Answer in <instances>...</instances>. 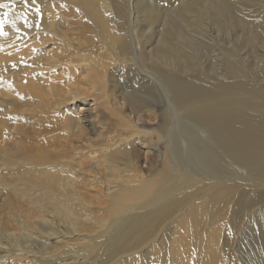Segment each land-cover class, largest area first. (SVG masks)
<instances>
[{"label": "bare ground", "instance_id": "bare-ground-1", "mask_svg": "<svg viewBox=\"0 0 264 264\" xmlns=\"http://www.w3.org/2000/svg\"><path fill=\"white\" fill-rule=\"evenodd\" d=\"M158 1L0 0V264H264V0Z\"/></svg>", "mask_w": 264, "mask_h": 264}, {"label": "rangeland", "instance_id": "rangeland-1", "mask_svg": "<svg viewBox=\"0 0 264 264\" xmlns=\"http://www.w3.org/2000/svg\"><path fill=\"white\" fill-rule=\"evenodd\" d=\"M167 3H166V8H176L181 0H165ZM147 2H152L154 6H160L162 3L158 0H147ZM179 3V4H178ZM178 4V5H177ZM232 45H235L234 43H232ZM47 48H53L52 44L49 42L48 45L46 46ZM151 49V48H150ZM260 51L263 52L264 51V48H260ZM241 54H243V51L241 52ZM203 62V65L204 64H210V61L205 59L203 56H199ZM249 62L250 64H253L254 63V59L249 57ZM129 73V69H125V70H118L116 71V73L114 74V76L111 78V81L113 82L112 84H107L108 88H110V98L113 99V98H116L117 100L121 101L120 99H122V102L125 104L126 106V114L129 115L131 118H133V114L131 113V109L130 107L128 106V103H126L125 100H123V95H122V91H127V88H130L132 86V84H134V82L136 81V76H138L135 72L132 73V75H129L127 77ZM138 73V72H137ZM125 76H124V75ZM135 74V75H134ZM123 75V76H122ZM120 76V77H119ZM126 77V78H125ZM119 78V79H118ZM122 79V80H121ZM0 92L3 91V82L5 79L1 78L0 79ZM133 80V81H131ZM119 81V82H118ZM122 81H126L125 83H123ZM121 82V83H120ZM128 82V83H127ZM133 82V83H131ZM120 83V84H119ZM130 83V84H129ZM123 84V85H122ZM116 86V87H115ZM126 86V88H125ZM2 88V90H1ZM117 88V90L115 89ZM121 88V89H120ZM120 91V92H119ZM115 92V93H114ZM96 95V91H91L89 93L88 96H86V98L88 99V101H90V104L94 105V102L92 100H94V97L92 98L91 100V97L93 95ZM122 95V96H121ZM91 96V97H90ZM105 106L101 105L99 106V111H102L104 110ZM102 109V110H101ZM0 110H2L3 112V105L1 106V103H0ZM12 112V111H11ZM9 113L10 117L12 118L13 116V112L12 113ZM98 112V111H97ZM101 113H99V118H101V125L104 126V133H105V136H103L104 138L108 137V135H111V136H118L120 134H123V133H118V132H122L123 130H121V127H120V124H119V121L116 116L112 117V119H108V118H105L103 115H100ZM102 117L105 120L102 119ZM147 120H149V124H141V122H137L138 125L141 127V132H143V136H138V137H133L132 139H134V150L137 154L141 155V157L143 158L142 160V163H141V167L143 169L144 172H146L148 170V161L147 160H144V158L146 157V154L145 152H148L146 151L149 146H146V144L151 141L153 139V143L150 145L151 148L154 147L156 145V141H157V137L155 134L152 133L153 129H155V126H154V118L150 119V117H146ZM159 121V118L157 116L156 118V121ZM103 120V122H102ZM109 120V121H108ZM112 121V122H111ZM151 121V122H150ZM154 122V123H153ZM50 124L49 122H44V125L43 124H39V127H43V126H46ZM148 131V132H147ZM154 132V131H153ZM151 133V134H150ZM108 134V135H107ZM118 134V135H117ZM146 136V137H145ZM149 136V137H147ZM136 138V139H135ZM139 138L141 140H139ZM147 142V143H146ZM138 143V144H137ZM145 145V146H144ZM147 148V149H145ZM155 150L154 151H159V152H163L164 150V147L162 145H157L155 146ZM150 149V148H149ZM148 149V150H149ZM96 150V149H95ZM94 150V151H95ZM98 151V150H97ZM97 151H95L97 153ZM99 152V151H98ZM145 154V156H144ZM143 155V156H142ZM102 192V191H101ZM96 193L98 195H96ZM96 193H94L93 195H91V197L95 198V199H98V200H93L91 199L92 203L91 205L92 208H95L98 212L100 211H104L106 208H107V205L106 203H103V195L100 193V191L98 190ZM90 199V198H89ZM94 201V202H93ZM97 203V204H96ZM99 207V208H98ZM264 244V222L262 224H251V226L249 227V229L247 231H245L243 233V235L241 236L240 238V242L238 244L239 247H242L244 248L243 252L240 254L241 256L243 255V253L245 254L244 255V258L248 260V257L252 255V253H259V247H261L262 245ZM249 253V254H248ZM251 253V254H250ZM247 257V258H246Z\"/></svg>", "mask_w": 264, "mask_h": 264}, {"label": "snow or ice", "instance_id": "snow-or-ice-1", "mask_svg": "<svg viewBox=\"0 0 264 264\" xmlns=\"http://www.w3.org/2000/svg\"><path fill=\"white\" fill-rule=\"evenodd\" d=\"M8 5L6 4H0V7H7ZM3 32H2V21H0V35H2Z\"/></svg>", "mask_w": 264, "mask_h": 264}]
</instances>
